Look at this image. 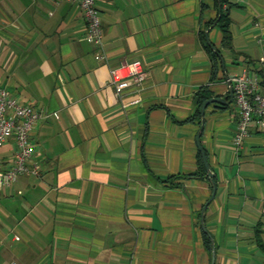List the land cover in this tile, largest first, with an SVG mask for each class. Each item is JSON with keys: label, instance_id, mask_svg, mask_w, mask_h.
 Here are the masks:
<instances>
[{"label": "crops", "instance_id": "1", "mask_svg": "<svg viewBox=\"0 0 264 264\" xmlns=\"http://www.w3.org/2000/svg\"><path fill=\"white\" fill-rule=\"evenodd\" d=\"M95 3L101 47L76 2L0 0V83L51 113L30 133L40 175L0 192V264H210L198 92L228 100V77L264 68V0H231V49L209 25L216 0ZM205 31L224 67L219 57L214 70ZM135 59L146 77L118 99L109 68ZM237 122L233 100L206 107L216 192L204 223L214 264H264V129L251 121L237 149ZM14 149L1 147L5 163Z\"/></svg>", "mask_w": 264, "mask_h": 264}, {"label": "built area", "instance_id": "2", "mask_svg": "<svg viewBox=\"0 0 264 264\" xmlns=\"http://www.w3.org/2000/svg\"><path fill=\"white\" fill-rule=\"evenodd\" d=\"M76 2L86 22V38L98 46L103 44L101 17L95 0H56ZM97 59L106 58L102 52ZM110 84L115 96L121 99L132 87L139 88L146 77L142 61L135 59L109 68ZM232 85L233 101L238 110L237 128L232 141L238 149L248 135V126L255 121L264 129V68L260 73H251L247 68L228 78ZM51 113L42 112L32 105L20 101L0 83V149L14 139L15 149L11 161L5 163L0 156V192L10 188L22 175H40L39 166L32 162L30 133L33 126ZM18 239V236H15Z\"/></svg>", "mask_w": 264, "mask_h": 264}, {"label": "trees", "instance_id": "3", "mask_svg": "<svg viewBox=\"0 0 264 264\" xmlns=\"http://www.w3.org/2000/svg\"><path fill=\"white\" fill-rule=\"evenodd\" d=\"M231 5V0H216V6H217V10L219 9V7L221 8V12L220 15H217V17L214 19V21H212L211 23H209V25L213 24L215 21V26L220 29V31L222 32V39H221V44L224 48L227 49H231L232 47V32L230 29V24H231V18L229 17V7ZM208 25V26H209ZM203 35V34H202ZM203 37V36H201ZM205 48L207 49V51L210 53L212 59H213V66H214V70L216 68V66L218 65L219 62V55L218 53H220L219 49H211V47L205 42ZM198 101H197V108L195 111V117L200 119V107L202 102L209 98L212 97V95L208 92V91H199L198 92ZM198 163H199V167L204 171L205 173V167L203 165L202 162V158H201V152L200 150L198 151ZM206 174V173H205ZM196 175V173H193L191 176ZM170 179H166L163 180L162 182H168ZM204 235V239H205V243L207 245V248L209 250H211V240L210 237L206 234L203 233Z\"/></svg>", "mask_w": 264, "mask_h": 264}, {"label": "water", "instance_id": "4", "mask_svg": "<svg viewBox=\"0 0 264 264\" xmlns=\"http://www.w3.org/2000/svg\"><path fill=\"white\" fill-rule=\"evenodd\" d=\"M220 12H221V8L219 7L218 15H220ZM215 23H216V21H215ZM205 39H206V43L211 47V49L215 50V47L212 45V43L210 42V40L208 38V31H205ZM218 55L220 57L221 64L224 67V65H225L224 59L222 58L220 53H218ZM229 96H230V98L228 100L223 99L221 97L212 96V97H209V98L205 99L202 102L201 107H200V127H199V130H198L197 134H196V143H197V146H198V148H199V150L201 152L202 162H203V165L205 167L206 174L208 176L210 184L212 186V193H211L210 197L208 198V200L205 202L204 206L201 209V213H200V226H201L202 230L210 237V240H211V261H210V264H214V262H215L216 251H215V246H214V240H213L212 236L210 235V233L207 231L205 223H204V214H205V209H206L207 204L209 203V201L215 195V192H216V181L214 179V173L212 172V170H211V168L209 166V163L207 161L206 154H205L204 150L201 147L200 135H201V133L203 131V127H204V114H205L206 107L212 102L230 103L233 100V90H232V85H231L230 82H229Z\"/></svg>", "mask_w": 264, "mask_h": 264}, {"label": "rangeland", "instance_id": "5", "mask_svg": "<svg viewBox=\"0 0 264 264\" xmlns=\"http://www.w3.org/2000/svg\"><path fill=\"white\" fill-rule=\"evenodd\" d=\"M10 238H11V237H8V239H7L8 241H7V243L9 242Z\"/></svg>", "mask_w": 264, "mask_h": 264}]
</instances>
